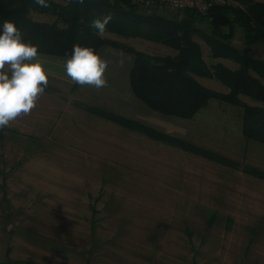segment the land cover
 I'll list each match as a JSON object with an SVG mask.
<instances>
[{"label":"rangeland","instance_id":"rangeland-1","mask_svg":"<svg viewBox=\"0 0 264 264\" xmlns=\"http://www.w3.org/2000/svg\"><path fill=\"white\" fill-rule=\"evenodd\" d=\"M140 10L168 18L184 15L161 6ZM198 26L207 29L205 23ZM103 37L113 42L97 51L109 62L107 87L74 84L64 72L67 58L39 54L50 88L29 115L0 130V252L11 243L23 251V242L44 240L57 242L52 247L64 252L66 264H264V181L101 119L77 104L264 169V145L242 137V109L211 99L190 119L150 110L129 88L133 60L124 47L151 55L175 50L139 36L105 32ZM196 40L207 63L237 66L212 59L208 46ZM232 45L264 58V45L246 47L241 29L235 30ZM121 51L126 55L122 67ZM199 81L227 91L216 80Z\"/></svg>","mask_w":264,"mask_h":264},{"label":"trees","instance_id":"trees-1","mask_svg":"<svg viewBox=\"0 0 264 264\" xmlns=\"http://www.w3.org/2000/svg\"><path fill=\"white\" fill-rule=\"evenodd\" d=\"M226 1L211 5L206 12L184 9L182 17L168 18L156 13H143L140 7L125 0H84L83 4L77 0H46L49 5L46 8L35 0H0V31L5 20L12 21L25 42L38 46L40 55L68 58L76 44L92 47L96 52L101 46L113 44L89 27L92 19L111 14L106 32L143 37L175 50L174 55H151L124 47L133 60L128 74L129 88L143 105L166 117L190 119L211 99L219 100L240 107L242 137L264 145V58H253L246 49L232 45L237 28L242 31L246 47L264 45V2ZM32 13L51 17V20H35ZM202 23L207 24L206 30L198 26ZM196 37L208 46L212 59L229 60L237 66L230 68L220 61L207 63ZM199 78L216 80L227 91L206 87ZM242 97L249 98L254 104L242 101ZM77 105L151 139L231 169H240L264 181V169L261 167L242 164L97 106Z\"/></svg>","mask_w":264,"mask_h":264},{"label":"clouds","instance_id":"clouds-1","mask_svg":"<svg viewBox=\"0 0 264 264\" xmlns=\"http://www.w3.org/2000/svg\"><path fill=\"white\" fill-rule=\"evenodd\" d=\"M35 2L41 7H49L46 0ZM77 2L83 4L84 0ZM111 19V14L94 18L89 22V27L103 37ZM119 57L122 67L126 55L121 51ZM108 63L92 47L76 44L63 67L74 84L99 90L107 87L105 73ZM47 85L48 75L38 46L25 42L15 23L5 20L0 31V130L18 118L29 115Z\"/></svg>","mask_w":264,"mask_h":264},{"label":"crops","instance_id":"crops-1","mask_svg":"<svg viewBox=\"0 0 264 264\" xmlns=\"http://www.w3.org/2000/svg\"><path fill=\"white\" fill-rule=\"evenodd\" d=\"M40 58L42 62L45 60L44 57L40 56ZM50 242L44 240L32 243L23 242V251L19 248L15 249L17 244L11 243L4 252L3 250L0 252L1 255L4 253L6 256V258L0 257L2 258L1 264H4L5 261L7 264H66L64 252L56 250L58 247H52L57 246V242Z\"/></svg>","mask_w":264,"mask_h":264},{"label":"built area","instance_id":"built-area-1","mask_svg":"<svg viewBox=\"0 0 264 264\" xmlns=\"http://www.w3.org/2000/svg\"><path fill=\"white\" fill-rule=\"evenodd\" d=\"M138 7L161 6L172 10L195 9L206 12L213 4L225 3V0H125Z\"/></svg>","mask_w":264,"mask_h":264}]
</instances>
